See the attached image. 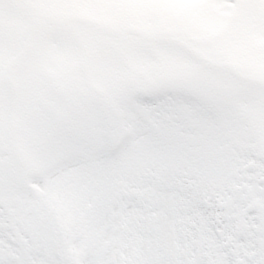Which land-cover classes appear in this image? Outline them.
Here are the masks:
<instances>
[{"label":"clouds","instance_id":"1","mask_svg":"<svg viewBox=\"0 0 264 264\" xmlns=\"http://www.w3.org/2000/svg\"><path fill=\"white\" fill-rule=\"evenodd\" d=\"M0 264H264V0H0Z\"/></svg>","mask_w":264,"mask_h":264}]
</instances>
